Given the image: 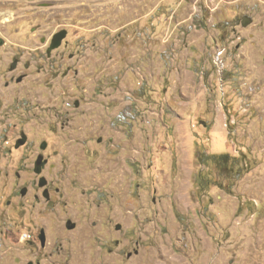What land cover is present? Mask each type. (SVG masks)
I'll return each instance as SVG.
<instances>
[{
    "label": "rangeland",
    "instance_id": "1",
    "mask_svg": "<svg viewBox=\"0 0 264 264\" xmlns=\"http://www.w3.org/2000/svg\"><path fill=\"white\" fill-rule=\"evenodd\" d=\"M0 36V264H264V0H0Z\"/></svg>",
    "mask_w": 264,
    "mask_h": 264
},
{
    "label": "water",
    "instance_id": "2",
    "mask_svg": "<svg viewBox=\"0 0 264 264\" xmlns=\"http://www.w3.org/2000/svg\"><path fill=\"white\" fill-rule=\"evenodd\" d=\"M250 22H251V18H249L248 16H245L243 24L247 25ZM66 35H67V30L66 29H62V30L56 32L53 35L51 44H50V46L48 48V52L50 53L54 48H57L58 46H60V44L62 43V41H63V39L65 38ZM3 43H4V40L0 36V45H3ZM16 66H17V60H15L11 64V68L14 69ZM27 139H28L27 135L25 133H22V137L17 140V144H16L17 147H19L21 145H24L27 142ZM41 147L43 149H45L47 147V142H43L41 144ZM47 163H48V159L44 158L43 154H39L38 158L36 160V164H35L36 172L40 174ZM47 184H48V179L45 176H41L40 179H39V186L44 188L43 194H44V196L47 199H49L50 198V190L47 187ZM27 191H28V188L25 186V187H23L21 189V194L25 195L27 193ZM67 227L69 229H73V228L76 227V224L74 222H72L71 220H68L67 221ZM117 228L118 229L121 228V224H117ZM39 237H40V240H41V245L45 246L46 245V241H47V236H46V232H45V230L43 228L41 229V233H40Z\"/></svg>",
    "mask_w": 264,
    "mask_h": 264
},
{
    "label": "trees",
    "instance_id": "3",
    "mask_svg": "<svg viewBox=\"0 0 264 264\" xmlns=\"http://www.w3.org/2000/svg\"><path fill=\"white\" fill-rule=\"evenodd\" d=\"M200 156V160L201 161H207L208 159H212L216 162V164L219 167H223L225 168L229 163L233 164L234 159L229 155V154H212L210 156H206L205 154H201Z\"/></svg>",
    "mask_w": 264,
    "mask_h": 264
},
{
    "label": "flooded vegetation",
    "instance_id": "4",
    "mask_svg": "<svg viewBox=\"0 0 264 264\" xmlns=\"http://www.w3.org/2000/svg\"><path fill=\"white\" fill-rule=\"evenodd\" d=\"M14 61H15V60H14ZM14 61H13V62H14ZM13 62H12V63H13ZM12 63H11V64H12ZM17 65H18V60H17ZM16 67H17V66H16ZM16 67H15V68H16ZM15 68H14V69H15ZM11 69H12V68H11ZM40 154H42V153H40ZM44 158H46V157L44 156ZM47 159H48V158H47ZM41 176H42V175H41ZM41 176H40V177H41ZM24 187H25V186H24ZM22 188H23V187H22ZM22 188H21V189H22ZM27 192H28V191H27ZM43 192H44V190H43ZM26 194H27V193H26ZM43 195H44V194H43ZM49 199H50V198H49Z\"/></svg>",
    "mask_w": 264,
    "mask_h": 264
}]
</instances>
